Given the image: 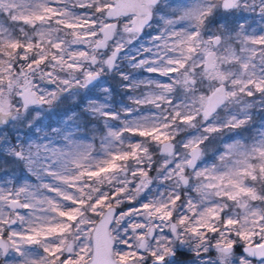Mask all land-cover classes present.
Wrapping results in <instances>:
<instances>
[{
	"label": "snow or ice",
	"instance_id": "6c2138e0",
	"mask_svg": "<svg viewBox=\"0 0 264 264\" xmlns=\"http://www.w3.org/2000/svg\"><path fill=\"white\" fill-rule=\"evenodd\" d=\"M0 264H264V0H0Z\"/></svg>",
	"mask_w": 264,
	"mask_h": 264
}]
</instances>
